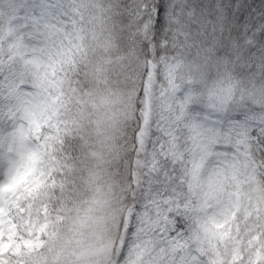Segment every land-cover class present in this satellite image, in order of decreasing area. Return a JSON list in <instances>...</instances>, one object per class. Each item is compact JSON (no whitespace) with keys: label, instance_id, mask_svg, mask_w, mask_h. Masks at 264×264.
Instances as JSON below:
<instances>
[{"label":"snow or ice","instance_id":"snow-or-ice-1","mask_svg":"<svg viewBox=\"0 0 264 264\" xmlns=\"http://www.w3.org/2000/svg\"><path fill=\"white\" fill-rule=\"evenodd\" d=\"M0 264H264V18L0 0Z\"/></svg>","mask_w":264,"mask_h":264},{"label":"trees","instance_id":"trees-1","mask_svg":"<svg viewBox=\"0 0 264 264\" xmlns=\"http://www.w3.org/2000/svg\"><path fill=\"white\" fill-rule=\"evenodd\" d=\"M248 6L250 18L254 22H259L261 18H264V0H245Z\"/></svg>","mask_w":264,"mask_h":264}]
</instances>
